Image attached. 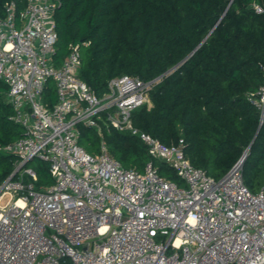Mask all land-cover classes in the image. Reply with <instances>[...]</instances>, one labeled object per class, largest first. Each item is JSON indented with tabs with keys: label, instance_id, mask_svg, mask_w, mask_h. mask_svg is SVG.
<instances>
[{
	"label": "built area",
	"instance_id": "obj_1",
	"mask_svg": "<svg viewBox=\"0 0 264 264\" xmlns=\"http://www.w3.org/2000/svg\"><path fill=\"white\" fill-rule=\"evenodd\" d=\"M25 2L0 17V80L25 129L3 149L18 160L0 185V264H264V186L252 193L239 164L217 180L191 164L184 139L168 146L135 127L133 112L153 107L160 78L119 76L100 98L80 78L79 45L56 67V0ZM50 81L52 108L43 97ZM248 99L264 120V78ZM102 116L138 136L186 187L161 177L153 160L143 172L124 168L110 155ZM79 124L98 132L99 155L80 145ZM34 160L50 165L55 183L46 190L35 187Z\"/></svg>",
	"mask_w": 264,
	"mask_h": 264
},
{
	"label": "trees",
	"instance_id": "obj_2",
	"mask_svg": "<svg viewBox=\"0 0 264 264\" xmlns=\"http://www.w3.org/2000/svg\"><path fill=\"white\" fill-rule=\"evenodd\" d=\"M15 2L0 0V17ZM58 41L54 63L60 67L72 46L82 55L80 78L102 98L119 76L144 81L160 78L150 92L153 107L142 106L133 124L165 145L184 139L191 164L217 180L224 178L247 152L242 165L246 187L257 193L264 186V121L248 96L264 78V0H56ZM207 40L203 43V41ZM9 88L0 80V185L15 171L17 157L3 149L25 136L8 103ZM52 108L58 101L52 81L44 93ZM112 157L126 169L143 172L153 160L161 177L178 186L183 180L167 163L152 159L138 137L100 121ZM79 143L98 152L100 136L79 124ZM35 161V160H34ZM32 161V162H34ZM37 190L55 180L50 165L31 166ZM18 178V175L15 177ZM31 178L25 177L29 183Z\"/></svg>",
	"mask_w": 264,
	"mask_h": 264
},
{
	"label": "rangeland",
	"instance_id": "obj_3",
	"mask_svg": "<svg viewBox=\"0 0 264 264\" xmlns=\"http://www.w3.org/2000/svg\"><path fill=\"white\" fill-rule=\"evenodd\" d=\"M52 83H53V87L55 88V90H56V85H55V83L52 81ZM103 120V122H105V123H107L108 124V122L106 121V118L104 117V116H102V118H101V120H98L97 119V121H98V123L100 124V126H101V123H100V121H102ZM109 125V124H108ZM102 128V127H101ZM103 131V130H102ZM104 134V133H103ZM87 151V150H86ZM88 152V151H87ZM101 153V140H100V143H99V145H98V152L96 153V154H93V155H99ZM39 160H35L34 162H32L30 165L31 166H33V165H35L37 162H38ZM182 187H186V184H185V182L183 181V185H182Z\"/></svg>",
	"mask_w": 264,
	"mask_h": 264
},
{
	"label": "water",
	"instance_id": "obj_4",
	"mask_svg": "<svg viewBox=\"0 0 264 264\" xmlns=\"http://www.w3.org/2000/svg\"><path fill=\"white\" fill-rule=\"evenodd\" d=\"M206 40H207V38L203 41V43H204ZM263 121H264V120L261 121V124H260L259 130H258V133H259L261 127H262ZM246 158H247V152L244 154V156L241 158V160H240V162H239L238 164H239V165H243L244 162H245V160H246Z\"/></svg>",
	"mask_w": 264,
	"mask_h": 264
}]
</instances>
